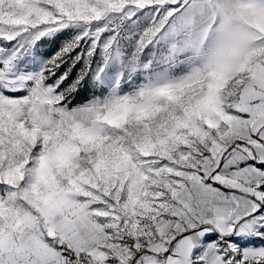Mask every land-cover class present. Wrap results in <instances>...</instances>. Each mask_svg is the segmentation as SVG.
Masks as SVG:
<instances>
[{"label":"rangeland","instance_id":"1","mask_svg":"<svg viewBox=\"0 0 264 264\" xmlns=\"http://www.w3.org/2000/svg\"><path fill=\"white\" fill-rule=\"evenodd\" d=\"M263 48L264 0H0V264H264Z\"/></svg>","mask_w":264,"mask_h":264},{"label":"trees","instance_id":"2","mask_svg":"<svg viewBox=\"0 0 264 264\" xmlns=\"http://www.w3.org/2000/svg\"><path fill=\"white\" fill-rule=\"evenodd\" d=\"M67 31L59 32L54 35L50 43L54 50L60 49V41L65 38ZM79 47L65 51L59 56V65L55 68L53 78L64 76L60 83L59 90H65V99L70 106L84 103L96 94L92 84L84 78H79V71L82 68L81 60H74Z\"/></svg>","mask_w":264,"mask_h":264},{"label":"crops","instance_id":"3","mask_svg":"<svg viewBox=\"0 0 264 264\" xmlns=\"http://www.w3.org/2000/svg\"><path fill=\"white\" fill-rule=\"evenodd\" d=\"M261 55H262L261 59L264 60V56H263L264 55V48H263V50H261ZM261 79H263V83H264V76H262ZM261 92L264 93V86L262 87ZM246 107L249 110V114H250L249 122L252 123L250 125H247L246 128L248 129V131H253V132L257 133L259 131V127L257 125H253V122L258 120L259 118H261L260 120H262V121L264 120V95L259 96V97H255V98L252 97L250 100H248L246 102ZM263 130H264V128H263ZM262 169H264V168H262ZM259 181H260L259 179L256 180V182H259ZM254 184H256V183H254ZM259 219H262V218L259 217ZM259 219L255 220V221L246 220L245 222H243V224H242L243 230L245 231V230H249V229L254 228L257 224L260 223ZM232 226L235 227V225H232ZM194 260L195 259H193V261ZM203 264H213V263H212L211 259H209V260L206 259Z\"/></svg>","mask_w":264,"mask_h":264},{"label":"bare ground","instance_id":"4","mask_svg":"<svg viewBox=\"0 0 264 264\" xmlns=\"http://www.w3.org/2000/svg\"><path fill=\"white\" fill-rule=\"evenodd\" d=\"M170 170H173V168H170ZM262 170V173L264 174V169H261ZM177 172H183V171H181V170H176ZM191 174V173H190ZM172 184V183H171ZM172 188L174 189V193L175 192H177L179 189L175 186V185H173L172 184ZM160 196H157V199L159 198ZM158 203H160V206H162L163 208H166L167 207V204L164 202V201H159ZM145 208H147L148 210L149 209H151L152 208V206H151V202L150 201H145ZM115 222V221H114ZM115 225H118L119 223H117V222H115L114 223ZM137 225H138V223H134L133 224V226H132V228H134V234L136 235V236H143V235H147V234H149L148 232H144V233H140V232H137L138 230H137ZM259 225V224H258ZM261 225H264V222L262 221V223H261ZM148 236V235H147ZM151 241V240H150ZM151 244H154L153 243V241H151L150 242ZM196 260H198V259H196ZM196 260H194V262L196 261Z\"/></svg>","mask_w":264,"mask_h":264},{"label":"built area","instance_id":"5","mask_svg":"<svg viewBox=\"0 0 264 264\" xmlns=\"http://www.w3.org/2000/svg\"><path fill=\"white\" fill-rule=\"evenodd\" d=\"M237 261H238V260H237ZM237 264H241V263L238 261Z\"/></svg>","mask_w":264,"mask_h":264}]
</instances>
